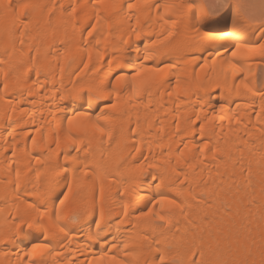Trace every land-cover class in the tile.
Instances as JSON below:
<instances>
[{
  "label": "bare ground",
  "instance_id": "6f19581e",
  "mask_svg": "<svg viewBox=\"0 0 264 264\" xmlns=\"http://www.w3.org/2000/svg\"><path fill=\"white\" fill-rule=\"evenodd\" d=\"M202 0H0V264H264V17Z\"/></svg>",
  "mask_w": 264,
  "mask_h": 264
},
{
  "label": "rangeland",
  "instance_id": "374dc122",
  "mask_svg": "<svg viewBox=\"0 0 264 264\" xmlns=\"http://www.w3.org/2000/svg\"><path fill=\"white\" fill-rule=\"evenodd\" d=\"M188 2V0H187ZM205 6L213 13L222 11V7L230 3H235L251 23L255 24L264 17V0H202ZM264 72V67L260 65V73Z\"/></svg>",
  "mask_w": 264,
  "mask_h": 264
}]
</instances>
